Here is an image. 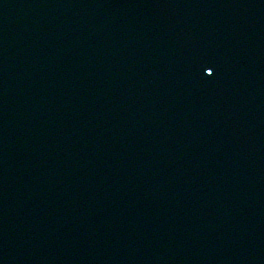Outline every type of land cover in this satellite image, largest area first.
<instances>
[{
  "label": "snow or ice",
  "instance_id": "1",
  "mask_svg": "<svg viewBox=\"0 0 264 264\" xmlns=\"http://www.w3.org/2000/svg\"><path fill=\"white\" fill-rule=\"evenodd\" d=\"M213 74L212 70H208L207 75L211 76Z\"/></svg>",
  "mask_w": 264,
  "mask_h": 264
}]
</instances>
